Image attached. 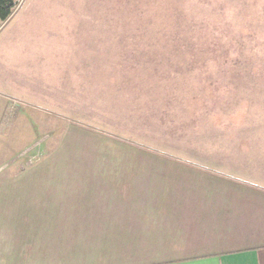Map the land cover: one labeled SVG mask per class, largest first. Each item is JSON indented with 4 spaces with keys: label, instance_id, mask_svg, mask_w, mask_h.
Masks as SVG:
<instances>
[{
    "label": "rangeland",
    "instance_id": "obj_1",
    "mask_svg": "<svg viewBox=\"0 0 264 264\" xmlns=\"http://www.w3.org/2000/svg\"><path fill=\"white\" fill-rule=\"evenodd\" d=\"M264 190V0H17L0 22V177Z\"/></svg>",
    "mask_w": 264,
    "mask_h": 264
},
{
    "label": "crops",
    "instance_id": "obj_2",
    "mask_svg": "<svg viewBox=\"0 0 264 264\" xmlns=\"http://www.w3.org/2000/svg\"><path fill=\"white\" fill-rule=\"evenodd\" d=\"M0 264H264V190L204 178L1 176Z\"/></svg>",
    "mask_w": 264,
    "mask_h": 264
},
{
    "label": "trees",
    "instance_id": "obj_3",
    "mask_svg": "<svg viewBox=\"0 0 264 264\" xmlns=\"http://www.w3.org/2000/svg\"><path fill=\"white\" fill-rule=\"evenodd\" d=\"M17 6V0H0V22L6 21Z\"/></svg>",
    "mask_w": 264,
    "mask_h": 264
}]
</instances>
